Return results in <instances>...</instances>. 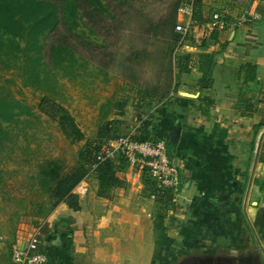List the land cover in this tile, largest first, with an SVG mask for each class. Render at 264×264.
<instances>
[{
  "label": "rangeland",
  "instance_id": "obj_1",
  "mask_svg": "<svg viewBox=\"0 0 264 264\" xmlns=\"http://www.w3.org/2000/svg\"><path fill=\"white\" fill-rule=\"evenodd\" d=\"M135 1L141 10L138 18L118 2L103 0L109 9L103 13L81 1L76 30L62 26L40 39V78L34 85L25 75L24 53L0 60V95L20 102L29 112L12 122L0 119L6 134L0 142V264H13L11 251L18 234L24 236L33 227L48 233L57 221L81 231L89 264L235 263L234 257L198 250L180 255L173 244L161 252V234L169 226L180 229L176 220H185L175 215L183 165L170 147L176 134H162L155 110L171 95L175 73L189 62L175 50L169 28L160 37L146 30L163 20L170 22L176 3L192 0ZM132 24L141 25L143 33ZM58 44L74 55L68 70L51 62L50 51ZM61 116L76 122L85 134L83 141L72 143L64 135ZM121 139L147 142L155 149L164 142L165 158L178 169V192L166 182L167 174L119 154L114 163L120 184L107 198L98 197L96 175L80 153L88 147L100 152ZM84 163L88 174L74 189V198L56 205L51 191L56 180ZM85 181L86 193L78 194ZM175 235L169 242H175ZM251 259L264 261L261 253Z\"/></svg>",
  "mask_w": 264,
  "mask_h": 264
},
{
  "label": "crops",
  "instance_id": "obj_2",
  "mask_svg": "<svg viewBox=\"0 0 264 264\" xmlns=\"http://www.w3.org/2000/svg\"><path fill=\"white\" fill-rule=\"evenodd\" d=\"M252 2L260 19L241 25L236 0H200L196 14H178L194 32L203 33L216 13L227 25L182 46L189 65L175 73L171 95L155 110L162 134H176L170 147L183 165L175 215L185 220L161 234V252L173 244L180 255L198 250L264 264L251 259H264V0ZM41 234L48 264H89L80 230L57 221Z\"/></svg>",
  "mask_w": 264,
  "mask_h": 264
},
{
  "label": "trees",
  "instance_id": "obj_3",
  "mask_svg": "<svg viewBox=\"0 0 264 264\" xmlns=\"http://www.w3.org/2000/svg\"><path fill=\"white\" fill-rule=\"evenodd\" d=\"M81 1L99 12L109 11L103 0H0V60L3 56L8 58L17 57L18 53H24L26 56L25 75L31 81V85H34V82L40 78V72L38 71L41 65L39 55L40 39L47 33L56 31L62 26H66L69 30H76L79 26L78 10ZM110 1L118 2L123 7L129 6L130 9L128 11H131L135 18L141 13L135 0ZM199 2L200 0L195 1V6ZM181 4L182 2L176 3L174 6L170 22L167 19L163 20L161 23L150 25L146 31L154 37H160L169 28V37L177 43L179 36L175 33V25ZM194 11V14H196L197 11ZM148 22L149 20H147L146 24ZM131 27L139 28L138 32L143 33L141 25H133ZM131 30L136 32V29L130 28ZM50 58L53 66L63 71L71 67L69 63L75 62L72 51L63 44H58L51 49ZM24 114H29V112L23 104L0 95L1 120L12 122L16 117ZM60 125L64 135L72 143L81 142L85 139L84 132L72 118L61 116ZM4 133L5 130L0 125V142L6 135ZM98 149L94 147L86 148L81 151L80 159L84 160V162L86 161L92 167L94 157L99 153ZM87 174L88 170L84 163L80 164L72 172L59 177L51 190L56 199L55 204L73 199L74 189L85 180ZM94 174L99 186L97 196L100 198H107L109 192L120 184V178L115 171L114 160L107 159L99 163ZM162 226L160 224L158 229H162Z\"/></svg>",
  "mask_w": 264,
  "mask_h": 264
},
{
  "label": "built area",
  "instance_id": "obj_4",
  "mask_svg": "<svg viewBox=\"0 0 264 264\" xmlns=\"http://www.w3.org/2000/svg\"><path fill=\"white\" fill-rule=\"evenodd\" d=\"M195 1L181 4L178 14L188 15L192 14L195 10ZM238 4L243 6V12L241 16L235 21L237 25L252 22L253 20L260 19V12L253 6L252 0H236ZM225 18L219 14H213L211 18L207 21L204 32L201 31L194 32L192 25L184 24L182 21H177L175 25V33L179 36L176 43V51L181 50L182 46L189 40L200 41L205 35L208 34L209 30H214L216 28H223L226 26ZM175 53V54H177ZM159 148L155 149L152 145L147 142H136L131 139H121L109 147L103 148L94 157V163L92 165V172H95L96 167L99 163L109 159L114 160L119 154L125 155L129 160L136 162L138 164H143L151 167L152 169H157L162 173V176L167 174L166 182L178 192L180 178L178 169L170 165L169 159L165 158V144L164 142L159 143ZM164 161L165 163L159 165V161ZM150 161V162H149ZM179 167V165H178ZM153 169V170H154ZM85 182H83L78 187V194L86 193V187H84ZM43 242L41 239V229L35 227L27 237H20L17 235V241L12 247L11 259L13 264H48L49 258L47 253L43 250Z\"/></svg>",
  "mask_w": 264,
  "mask_h": 264
}]
</instances>
